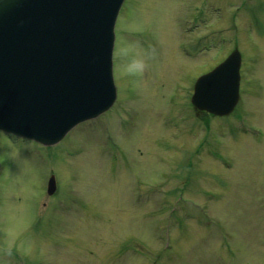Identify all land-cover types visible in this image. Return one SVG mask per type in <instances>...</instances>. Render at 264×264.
Here are the masks:
<instances>
[{"label":"rangeland","instance_id":"rangeland-1","mask_svg":"<svg viewBox=\"0 0 264 264\" xmlns=\"http://www.w3.org/2000/svg\"><path fill=\"white\" fill-rule=\"evenodd\" d=\"M234 49L238 107L199 118L193 65ZM114 77L58 144L0 135V264H264V0H126Z\"/></svg>","mask_w":264,"mask_h":264},{"label":"water","instance_id":"water-1","mask_svg":"<svg viewBox=\"0 0 264 264\" xmlns=\"http://www.w3.org/2000/svg\"><path fill=\"white\" fill-rule=\"evenodd\" d=\"M124 1L0 0V130L51 146L114 105L115 25ZM238 61L234 53L197 82L198 109L231 113ZM55 190L52 176L49 193Z\"/></svg>","mask_w":264,"mask_h":264},{"label":"flooded vegetation","instance_id":"flooded-vegetation-1","mask_svg":"<svg viewBox=\"0 0 264 264\" xmlns=\"http://www.w3.org/2000/svg\"><path fill=\"white\" fill-rule=\"evenodd\" d=\"M200 70L199 71H197L194 75H199L200 76Z\"/></svg>","mask_w":264,"mask_h":264}]
</instances>
